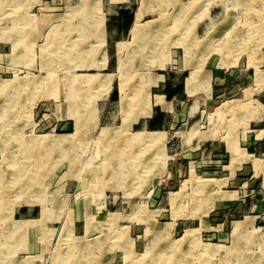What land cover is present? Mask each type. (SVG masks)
I'll use <instances>...</instances> for the list:
<instances>
[{
	"label": "rangeland",
	"instance_id": "obj_1",
	"mask_svg": "<svg viewBox=\"0 0 264 264\" xmlns=\"http://www.w3.org/2000/svg\"><path fill=\"white\" fill-rule=\"evenodd\" d=\"M138 2L53 0L52 10L65 13L45 16L43 35L51 51L59 47L58 59L28 65L10 54L11 25L23 18L11 15L13 2L0 0V264L15 262L9 249L18 256L44 249L45 256L34 257L40 264H264V138L255 139L264 126L257 121L264 86L251 100L242 92L199 110L187 111L184 99L166 135L130 127L151 113L149 88L157 78L143 75L145 68L160 67L174 52L180 60L235 54L234 44L222 45L235 41L225 32L237 10L248 14L235 27L242 39L251 36L238 38L240 60L264 52V21L249 24L253 14L264 15V0H140L131 25L122 28L130 25L129 42L117 44L120 110L105 98L112 73L100 80L92 75L96 67L71 65L61 54L64 48L68 55L74 37L89 52L96 36L90 24L102 28L101 9L119 15L108 17L112 27L127 22ZM209 8L219 20L225 15L224 23L212 17V33L224 25L225 32L220 46L202 49L197 29L208 22ZM73 20H80V34L53 29L62 22L68 29ZM136 22L144 27L133 35ZM177 41L199 47L171 48ZM102 46L101 34L98 68L105 66ZM38 52L30 57L37 60ZM201 67L192 66L189 86L204 80ZM153 98L165 105L162 96ZM132 105L137 113L125 110Z\"/></svg>",
	"mask_w": 264,
	"mask_h": 264
},
{
	"label": "crops",
	"instance_id": "obj_2",
	"mask_svg": "<svg viewBox=\"0 0 264 264\" xmlns=\"http://www.w3.org/2000/svg\"><path fill=\"white\" fill-rule=\"evenodd\" d=\"M52 1L53 0H10V2H13L11 15L13 17L15 16L16 20L18 17L23 18V20H21L20 23H15V24L13 23L10 28V33H11L10 54L12 59H14L15 57L16 64L19 63H25L28 65L34 63L49 64L51 63V59L53 58L58 59L59 52L57 50H59V47H57L58 48L57 50L51 51L48 48L47 42L45 41L46 37H44L43 35V33L45 32L44 30L48 29L47 24H44L45 16L47 17L52 15V16L60 17L65 13L64 11L60 12V10L57 12H55V10H52V6H53ZM188 1L193 2L198 0H188ZM208 1H212V0H208ZM139 2L134 10L129 9L130 8L129 5H126L122 7L121 10H119L120 14H124L125 13L124 11L129 9L130 13L128 17L132 15L130 25L134 19V14L139 6ZM73 7H75V3L73 4ZM209 7L211 8V6ZM210 8L208 11L209 12L208 22L206 24H203L201 29L199 30L197 29V33L201 32L202 34V38H203L202 39L203 43H201L202 49L215 47L217 45L220 46L221 44L218 43L221 40H223V38L222 39L219 38L221 36L220 34L223 33L222 31L225 32L224 30L225 25H224L223 27L221 28L219 27L214 33H212L213 32L212 24L215 22V19H213L212 17L218 18V13L213 14L212 13L213 10L211 11ZM245 10L247 9L242 8V11L240 10L236 11L233 24H231L230 27L228 28V31L225 32L227 34L233 35L235 37V41L237 40V42L231 41V42H227V45L226 44H224V46L222 45L224 49L226 48L230 49V47H232L231 45L234 44L235 54L231 55L232 57L231 56L226 57L228 55L217 53V56L212 59L206 57V59L204 58L198 60L192 57L189 58L188 60L186 58H181L180 60L179 57L175 55L176 52H174V57L173 58L171 57L170 60L151 61L153 63L156 62L158 63L159 61H162V65L160 67L154 65L149 69L145 68V71L143 73V75H150L154 78H157L156 83L150 86L149 88L151 113L147 117H139L136 121L132 122L130 124L131 129H136V131L158 130L164 132V134L166 135L177 124V119L175 118V115L178 112L177 104L181 103L184 99L187 101L189 100L187 111L189 110L192 111L194 109L197 110H199L200 108L202 109L205 106V103H213L216 99L219 102H221V100L227 96H236L242 92L244 93L245 89L250 88L249 89L251 91L250 98L252 95L257 94V91L264 86V70H262L260 74L256 73L257 67L264 68V52L261 51L257 55V57H255V54L249 51L244 60H240V55H239L240 53L239 52L237 53V51L241 49V44H238L239 42L238 38L240 40L242 39L241 36L242 31H240L241 28L238 29L235 26L237 23L242 24L244 22V21L240 22L241 21L240 19L242 18V15L243 16L245 15V13L248 14L247 11ZM254 11L258 12L256 9H254ZM99 13H101L103 16L102 28H97L96 26L93 25V23L90 24L91 26L90 30L92 29V31L96 33V36H95V42L92 48L89 49V52L83 53L81 51L82 46H81L80 38H78L79 41H77L78 39L74 37L73 41L71 40L68 55H66L64 48H62L63 52L61 54V58L63 57L64 60L63 62H66V59L68 58L67 62L70 63L71 65L87 64L96 67V72L92 75H98V77H100V80L105 75L112 73L113 76L109 85V89L105 91L106 94L105 98L109 102L116 101L117 106L119 107L118 109L122 110L118 105L119 90H118V79L116 76L117 60H118L117 44L119 42H123V43L129 42L131 38L129 34L131 27L130 25L128 29H122L120 25H114L111 27L107 24V22L109 21L108 17L111 16L112 18L113 17L118 18L119 15L115 14V12H109V10L103 11L102 9L101 12ZM198 14L199 11L193 12L191 19L189 20L190 21L189 26L195 23ZM256 14L253 15L257 21L252 20L254 22L256 21L255 22L256 25L250 23L252 22L251 21L252 18L251 16L249 17L251 18L249 20V23L252 24L254 27L258 26L257 24L259 22V19L261 21L262 20L264 21L263 16L259 17ZM73 17H75V14ZM222 17L224 18L225 15L224 14L221 15L220 20L218 18V20L216 21L219 23L220 22L224 23V20L221 21ZM194 18L196 19L194 20ZM192 19L194 23L191 21ZM69 23L71 25L68 27V29L66 23L64 22L55 25L53 29H56V32H58L59 34L66 33L68 30L71 33L73 32L74 34H76L79 32L80 34L81 28L83 27L82 24L80 23V20L79 23H77L76 20L70 21ZM76 29L78 32L76 31ZM230 29H233V31L232 32L229 31ZM122 31L124 32L123 37H117V35L119 33H122ZM252 33L254 34V32ZM101 34L103 35L102 52L105 55V66L103 68H98L97 66H95L96 64H98L99 61V57L96 53V46L100 39ZM246 37L248 38V34ZM126 38H128L129 40L126 41ZM248 39L245 40V37H243L242 40L247 41ZM179 42L180 41L174 42L175 44L172 45L171 48L185 49L184 48L185 46L186 49L193 50L194 48L199 47L195 44L196 41H193L189 44H184V46L181 45L183 42H180V45L178 44ZM263 42L264 39L261 41V43ZM33 48L40 50V52H38L37 60H34L33 55L32 57H30V51L34 50ZM23 54L25 56L24 57L25 60L19 62V59H21ZM195 65L202 66L201 72L203 73V75H205V79L202 80L200 78H197V80H195V82L193 83V86H189L187 84V79L190 76L189 72L192 66ZM250 81L252 86L244 88L243 86L248 84ZM155 95H160L163 97L165 102L164 106H161V104L157 105L153 103L154 100L153 97ZM244 98H246L245 95ZM220 104L217 105L216 109L220 107ZM263 108L264 105L262 104L261 105L262 111L260 113L261 115L259 116L260 119L257 120L259 123L264 120ZM125 110L127 112L137 113L139 111V107L132 105L130 107H127V109ZM263 138H264V126L257 129L255 139L258 144H261ZM15 252L16 251L9 249V252L6 253L8 256L17 257L15 259V262L11 264H40L39 262L34 263V257L40 258L45 256L46 253L44 249H40L37 251L31 250L24 253L23 256H18Z\"/></svg>",
	"mask_w": 264,
	"mask_h": 264
},
{
	"label": "bare ground",
	"instance_id": "obj_3",
	"mask_svg": "<svg viewBox=\"0 0 264 264\" xmlns=\"http://www.w3.org/2000/svg\"><path fill=\"white\" fill-rule=\"evenodd\" d=\"M208 3H209V2H208ZM247 6H248V5H247ZM220 9H221V8H220ZM220 9H219V10H220ZM245 11H247V10H245ZM262 13H263V12H262ZM258 16H260V15L258 14ZM263 16H264V15H263ZM247 17H248V16H247ZM261 17H262V15H261ZM246 19H247V18H246ZM246 19H245V20H246ZM250 19H251V18H250ZM192 20H193V19H192ZM192 20H191V21H192ZM245 20H244V21H245ZM252 20H253V19H251V21H252ZM256 21H257V20H256ZM256 21H255V22H256ZM247 22H248V21H247ZM255 22L252 21V22H250V23H252L253 25H256ZM250 23H249V24H250ZM254 23H255V24H254ZM258 23H259V22H258ZM243 24H245V22H243ZM236 25H237V24H236ZM143 27H144L143 25H138V23L136 22V23L134 24V27H133V30L131 31V33H132L133 35H137L138 33H140V31L143 29ZM233 27H234V26H233ZM253 27H254V26H253ZM258 28H260V27H258ZM233 29H234V28H233ZM251 30H252V28H251ZM235 31H236V30H235ZM240 31H241V30H240ZM240 31H239V33H240ZM245 33H246V32H245ZM247 34H248V33H247ZM246 36H247V35H246ZM248 38H249V37H248ZM118 44L121 45L122 42H121V43H118ZM119 65H122V60L119 62ZM203 79H205V76H203ZM250 95H251V91H250L249 89H245V97H246L247 100H250ZM137 97H138V99L136 98V100H137V102H138V100H141V99H140V96H137ZM196 104H197V103H196ZM224 104H225V103H224ZM224 104H223V105H224ZM194 105H195V104H194ZM192 106H193V105H192ZM233 106H234V105H233ZM194 107H195V106H194ZM234 107H236V106H234ZM225 108H226V107H225ZM218 112H219V111H218ZM152 137H153L154 139H156L157 136H154V135H153ZM152 137L149 136V138H152ZM236 159H237V157H234V158H233V160H235V161H236ZM209 249H211V248H209ZM209 249H208V250H209Z\"/></svg>",
	"mask_w": 264,
	"mask_h": 264
},
{
	"label": "trees",
	"instance_id": "obj_4",
	"mask_svg": "<svg viewBox=\"0 0 264 264\" xmlns=\"http://www.w3.org/2000/svg\"><path fill=\"white\" fill-rule=\"evenodd\" d=\"M130 20H131V16L128 18L127 22H125V23H123V24L120 25L121 28H125L127 26V24L130 23Z\"/></svg>",
	"mask_w": 264,
	"mask_h": 264
}]
</instances>
